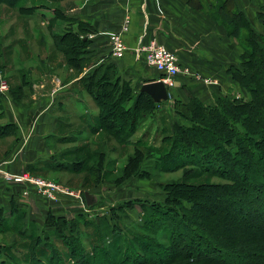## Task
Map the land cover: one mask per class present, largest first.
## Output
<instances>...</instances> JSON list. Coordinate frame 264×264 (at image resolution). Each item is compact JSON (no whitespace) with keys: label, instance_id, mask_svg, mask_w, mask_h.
<instances>
[{"label":"trees","instance_id":"obj_1","mask_svg":"<svg viewBox=\"0 0 264 264\" xmlns=\"http://www.w3.org/2000/svg\"><path fill=\"white\" fill-rule=\"evenodd\" d=\"M20 1L0 0V3L25 20L31 21L32 15L40 11L42 17L37 19H47L53 46L63 62L79 72L88 69L76 83L98 110L88 115L87 134L99 133L102 139L98 141L100 149L91 152L89 148L79 164L97 156L98 163L86 170L92 174L101 171L105 178L113 169L107 165L102 171L100 163L105 153L101 147L105 148L108 139L126 145L139 129L138 120L155 115L168 101L155 103L149 94L138 92L144 81L134 85L121 79L113 64L92 62L90 55H86L89 38L81 36L93 29L88 23L77 20L75 30L67 28L57 33L55 25L59 20L70 21L61 5L65 0H41L44 3L38 4L31 0L29 6ZM48 2L57 6L51 7ZM195 2L203 6L202 0ZM204 5L211 8V16L244 49L240 65L226 70L242 94L229 90L215 95L209 103L193 95L187 101L174 97L172 128L157 131L159 146L150 144L146 151L141 147L144 137L135 139L134 153L126 158L119 179L135 175L152 178L153 173L141 168L140 163L145 158H154V173L189 168L186 179L205 174L220 181L165 182L160 185L161 200L120 203L121 208H133L137 203L141 212L140 221L124 226L121 231L108 228L102 219L98 224L88 221L82 211L72 219L49 212L39 225L27 220L26 207L13 195L9 208H0V233L10 230L6 233L13 235L9 243H0V264H264V35L252 29L242 11L231 8V0H207ZM256 17L264 31V4L258 8ZM6 37L4 33L1 45ZM10 48L13 53V41ZM4 69L5 65L0 64V73ZM26 72L30 73L29 69ZM158 75L162 77V73ZM22 82L13 87L8 85V92L0 93V112L7 95L19 104L24 102L27 94L24 95L23 89L28 82L25 79ZM132 98V105L127 106ZM18 132L12 123L0 125L2 137L14 135L17 140ZM84 142L74 151L92 147L91 140ZM50 159L28 164L25 170L38 176L39 165L54 167ZM84 191L91 192L84 188L83 198ZM78 221L92 230L81 233L84 229L79 228ZM33 226L52 228L53 232L33 235L28 230ZM241 257L246 260L239 261Z\"/></svg>","mask_w":264,"mask_h":264},{"label":"crops","instance_id":"obj_2","mask_svg":"<svg viewBox=\"0 0 264 264\" xmlns=\"http://www.w3.org/2000/svg\"><path fill=\"white\" fill-rule=\"evenodd\" d=\"M195 1L65 0L61 5L70 21L59 20L55 28L58 29L57 33H63L67 28L75 30L77 20L91 25L93 28L91 31L81 33V36L89 38L86 55H90L91 61L96 64H113L118 69L120 78L134 85L138 82L160 79L158 75L160 72L148 67L143 56L136 51L140 45L151 40L158 41L169 50H174L180 65L187 66L190 70L189 74H179L173 78L174 83L168 86L170 100L178 97L182 101H187L189 95H193L209 103L215 95L228 93L230 89L240 91L226 70L229 66L240 65V55L244 49L237 40L227 35L224 25L211 16V8L204 5L207 0H202V7ZM231 4L233 10L239 9L244 13L252 29L264 35L263 27L256 17L257 10L264 4V0H231ZM128 16L129 29L123 35L126 50L122 56H115L111 52L108 37L120 29L123 19ZM40 22L43 24L47 19ZM48 39H52L51 33ZM24 40L18 37L15 48L29 44V40L22 42ZM43 46L45 50L48 49L50 42L46 41ZM17 48L13 50V56L18 55ZM47 55L42 57L44 63L41 57L34 54L29 57V67L17 65L15 71L18 73V82H15L14 86L23 83L22 79L28 82L24 84L25 87L23 85L24 95L27 94L23 98L24 102L19 104L8 95L4 100L3 110L0 112V125L12 123L19 130L17 140L13 135L0 136V144L3 141L11 142L10 147L0 157V161H7L4 167L8 171L21 172L28 164L47 160L48 157L50 159L53 150L48 147L47 139L53 138L55 143L64 142L59 134L63 127L71 128L77 123L83 126L88 115L98 111L94 104L91 112L86 111L85 106L82 110L80 105L81 103L85 105L86 102L90 107L85 99L86 93L76 83L88 69L83 68L84 70L79 72L67 67L61 62V57L57 61L61 66H50L48 62L53 57ZM29 68L30 73L27 74ZM34 71L38 72L40 77L35 78ZM197 75L202 80H199ZM203 78L212 82L205 83ZM80 135L83 136L81 138L83 140L87 136L92 137L87 134L86 129L80 132ZM69 140L73 141L72 138ZM24 186L14 183L3 184L0 179V208L7 210L11 196L16 195L26 207L27 220H33L39 225L49 212L67 218L76 210L74 208L76 201L67 195H62L53 202L36 193L37 196L30 193V198H23L19 191Z\"/></svg>","mask_w":264,"mask_h":264},{"label":"rangeland","instance_id":"obj_3","mask_svg":"<svg viewBox=\"0 0 264 264\" xmlns=\"http://www.w3.org/2000/svg\"><path fill=\"white\" fill-rule=\"evenodd\" d=\"M29 1L31 0H22L20 1V3L26 4L28 6L32 2L35 4L44 3V1L41 0H33L32 2ZM50 5L51 7H56L57 3H50ZM40 13V11H37V13L32 15L33 17H31V22H29L24 20V18L18 16L16 17L14 9H11L4 3H0V41L2 40V35H4V33L7 34V37L4 38L2 45L0 42V64L3 63L5 65L3 74L7 76L6 79L8 81V85L11 87L16 84L15 82H18V73L15 71L17 70V65L21 64L24 66V68L29 67V57H32L34 54L37 57L41 58L48 54L47 56L53 57L52 60L49 58L50 62H48V64L50 66H61V64L57 62L60 59L61 55L54 48L52 42L53 40L51 39V41L50 39H48L50 34L49 30H51V28H49L46 22L43 23V25L42 22H40L41 20L37 19L42 17ZM9 34H11L10 37H8ZM18 37L23 38L27 41L29 40L30 42H28L30 45H24L23 47H21L22 49L19 46L18 48L16 47L18 55L13 56L14 53L11 52L10 44L13 40V43H15ZM39 38L40 40H43V43H40V41L38 40ZM25 40L22 42H25ZM46 41L50 42V47L45 50L43 45L46 44ZM27 50L29 52H27ZM42 62L44 63V58H42ZM61 62H63L62 58ZM30 69L31 68H29V70ZM34 73L35 78L40 77L38 72L34 71ZM230 90L234 94H242V92L236 91V89ZM84 95H86L85 99L89 103L90 107L87 106L86 102L85 105L84 103H81L80 105L82 106V110L85 106L86 111L91 112L93 111L92 105L94 104V102L92 98L87 94ZM133 101L134 98H132L127 103V106H131ZM167 101L168 102L160 107L159 110L161 111L156 112L155 115L151 117L146 116L144 120H142V118L138 120L140 122L139 129L136 131V133L133 134L132 139L126 145H118L114 140L108 139L105 143V148L101 147V151L105 153V157L100 163V166H102V171L103 167L105 169L107 165L108 168L113 169V172H109L105 178H103V174L100 173L101 171L99 173L92 174L88 170H86L87 168H92L94 166V163H98L97 156H94L91 160L84 161V163H82L81 165L79 164L82 159L86 158V154L88 153L89 148L91 152L100 149V146L98 147V143L100 142L98 141H100L102 138L99 136V134L95 133L92 135V137H86V139H89V141L91 140L93 142L92 147L83 146L84 148L82 150L80 149L78 150V152L74 151V148L82 146L85 143L84 140L81 139L83 136L80 135V132L87 128L86 124H84L85 126H82L81 124L77 123L71 128L63 127V129L59 131V134L63 138L62 140H64V142L62 143H55V140H53L52 138L47 139L48 147H51V149L53 150V155L56 156H53L54 158L50 159L54 167L46 168L44 167V165H39V174L48 180L55 181L62 184L64 187H68L75 193L80 194L84 188L90 189V194H93L95 196V201L97 202L93 207H86L85 204L82 207L81 201L79 199L77 200L71 197L76 201V204L74 205V208L76 210H74L72 216L67 217L68 219L74 218L76 213L82 211L88 221H92L93 223L98 224L100 222L99 219H102V221L108 228L110 226V228L113 227L116 228V230L121 231L124 226H130L140 221L141 212L139 206H137V203L133 208H130V206L121 208V206H119L120 203L129 200L135 202H150L161 200L160 198H162L163 192L160 190V185L165 182H177L181 179L195 184H201L204 182L217 183L218 181H220L219 178L207 176L205 174L198 177H190L189 179H186L185 175L186 172H188L189 168L178 169L174 172L163 171L160 173L159 171H157L156 173H154V158H145L140 163L141 168L147 170L149 169L150 172L153 173V176H151L152 178H139L135 175L134 177L131 176L120 181L119 178L121 177V169L124 167L125 160L128 156L134 153V140L144 137L143 140L141 138V143H143V146L141 147H144V150L146 151V147L150 144L159 146V139L155 138V134L157 131L161 132L163 129L165 130L172 128V125H174V117L172 112L173 99H169ZM69 138L74 139V141H70ZM155 139L158 141H156ZM9 142L3 141V143L0 144V157H2L4 155V151L10 147ZM145 151L143 152L146 153ZM60 163H62L63 165H67H65L64 167L63 165H60ZM69 166L72 167V169H69ZM79 224V228L82 229L83 227L84 229L81 231V233L85 230L88 232L92 230L90 229V227H85L82 222H79ZM28 230H30L33 235L41 234L42 236L44 233L52 234L53 232L52 228L43 230L41 228L38 229L36 226H33ZM6 232H10V230ZM6 232H4L3 234L0 233V243L2 241H5L4 243H9L11 241L10 239H12L13 235ZM57 245L61 248L59 242L57 243ZM243 260L246 259L243 257L239 258V261Z\"/></svg>","mask_w":264,"mask_h":264},{"label":"built area","instance_id":"obj_4","mask_svg":"<svg viewBox=\"0 0 264 264\" xmlns=\"http://www.w3.org/2000/svg\"><path fill=\"white\" fill-rule=\"evenodd\" d=\"M130 17L123 19L121 27L118 31L111 33L108 37L110 41L111 52L115 56H122L126 50V43L123 39V35L128 31ZM136 51L143 56L144 62L148 67L154 68L157 72L162 73L161 80L168 86H172L174 77L181 74L186 75L190 73L187 66L180 65L178 55L174 50H169L164 44L156 42L154 40L149 41L146 44L140 45L136 48ZM199 80H202L197 75ZM205 83H211L212 81L203 78ZM8 82L6 76L0 73V93L6 94L8 92ZM7 161H0V179L6 184H22L25 185L21 193V197L30 198V188L39 196H43L49 201H57L62 195H69L75 199L81 201V206L85 204L83 195L75 193L68 187H64L62 184L55 181L48 180L41 175H34L27 170L21 172H12L5 169ZM86 205V204H85ZM87 207V205H86Z\"/></svg>","mask_w":264,"mask_h":264},{"label":"water","instance_id":"obj_5","mask_svg":"<svg viewBox=\"0 0 264 264\" xmlns=\"http://www.w3.org/2000/svg\"><path fill=\"white\" fill-rule=\"evenodd\" d=\"M168 88L169 87L163 80L158 79L143 83L138 92L149 94L155 103H159L160 101H166L170 98ZM83 194L87 206H91L96 202L93 194H90L88 191H84Z\"/></svg>","mask_w":264,"mask_h":264}]
</instances>
